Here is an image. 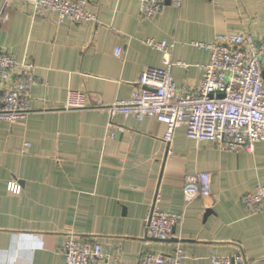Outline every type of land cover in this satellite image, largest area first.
I'll return each instance as SVG.
<instances>
[{
	"label": "crops",
	"instance_id": "1",
	"mask_svg": "<svg viewBox=\"0 0 264 264\" xmlns=\"http://www.w3.org/2000/svg\"><path fill=\"white\" fill-rule=\"evenodd\" d=\"M139 6V0H90L97 22H58L54 13L41 16L32 5L0 0V47L31 61L39 80L29 117L0 121V264H65L71 233L96 237L108 264H135L143 250L171 254L177 243L181 264H212V256L237 253L264 264V213L241 203L264 187V141L234 152L197 142L182 125L169 144L167 126L156 117L93 106L131 98L142 72L161 65L149 38L175 41L174 59L189 65L173 68L177 87L198 86L197 64L209 61V50L195 42L243 30L264 36V0H183L152 19L141 17ZM72 91L84 94L89 107L63 110ZM110 121L121 128L114 137L107 134ZM200 171L211 173L212 195L187 200L186 176ZM152 208L183 216L172 239L148 235Z\"/></svg>",
	"mask_w": 264,
	"mask_h": 264
},
{
	"label": "built area",
	"instance_id": "2",
	"mask_svg": "<svg viewBox=\"0 0 264 264\" xmlns=\"http://www.w3.org/2000/svg\"><path fill=\"white\" fill-rule=\"evenodd\" d=\"M4 5L22 2L34 6L35 14L45 16L54 13L58 22H97L96 13L88 9L90 0H1ZM139 15L152 19L170 4L181 7L183 0H139ZM146 43L162 54V63L146 68L139 80L140 86L131 98L115 100L107 104L94 102L96 108H104L111 115L121 113L126 117L143 119L156 117L166 124L164 140L169 144L176 129L186 126L187 135L196 140L214 142L221 149L248 152L257 142L264 141V36L243 30L238 33L219 34L211 42H195L209 50V61L197 64L202 72L198 86L177 87L173 75L174 67L189 65L174 59L176 42L149 38ZM122 48L116 49L117 56ZM34 64L25 58L18 60L11 52L0 47V83L5 87L0 98V121L24 120L33 112L30 103L32 88L38 83L33 73ZM92 106V107H93ZM84 94L72 91L68 94L63 110L85 109ZM121 129L110 121L108 136L114 137ZM210 172L200 171L186 176L185 196L187 200L212 195ZM19 192L21 186L11 184ZM244 208L251 213H264V187L241 197ZM181 214L152 208L146 217L148 235L162 241L174 237V227L182 219ZM65 264H108L102 244L94 236L76 237L74 233L64 242ZM185 257L180 243L171 254L143 250L135 264H181ZM212 264H250L242 254L212 256ZM4 264H21L8 262ZM125 264V263H117Z\"/></svg>",
	"mask_w": 264,
	"mask_h": 264
}]
</instances>
